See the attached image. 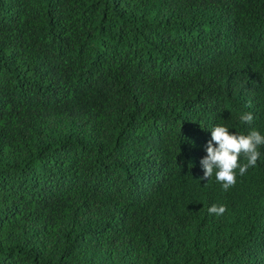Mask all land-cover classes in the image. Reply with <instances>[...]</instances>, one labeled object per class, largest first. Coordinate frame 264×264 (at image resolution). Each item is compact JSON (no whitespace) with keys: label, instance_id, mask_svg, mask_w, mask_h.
I'll use <instances>...</instances> for the list:
<instances>
[{"label":"trees","instance_id":"1","mask_svg":"<svg viewBox=\"0 0 264 264\" xmlns=\"http://www.w3.org/2000/svg\"><path fill=\"white\" fill-rule=\"evenodd\" d=\"M217 124L264 134V0H0V264H264Z\"/></svg>","mask_w":264,"mask_h":264},{"label":"clouds","instance_id":"2","mask_svg":"<svg viewBox=\"0 0 264 264\" xmlns=\"http://www.w3.org/2000/svg\"><path fill=\"white\" fill-rule=\"evenodd\" d=\"M240 120L251 123L253 115L244 113ZM264 146V134L252 129L247 134L230 131L226 124H217L211 130V140L207 142L206 153L200 164L203 168L201 179H215L227 191L236 184L237 175H244L250 167H254L260 158V147ZM241 158L246 163H241ZM238 170V171H237ZM227 211L225 205L213 204L208 208L209 214L223 215Z\"/></svg>","mask_w":264,"mask_h":264}]
</instances>
